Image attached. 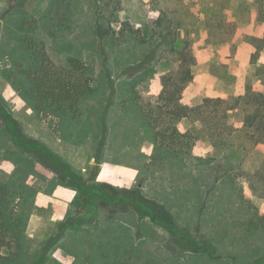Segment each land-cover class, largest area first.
I'll return each instance as SVG.
<instances>
[{
    "label": "rangeland",
    "instance_id": "obj_1",
    "mask_svg": "<svg viewBox=\"0 0 264 264\" xmlns=\"http://www.w3.org/2000/svg\"><path fill=\"white\" fill-rule=\"evenodd\" d=\"M51 1L0 0V75L21 53L16 45V36L21 33L14 29L15 22L25 18L36 25L35 30H28L27 34L45 43L54 62L66 66L71 57L83 59L92 69L97 90L82 106L83 119L90 121L88 125L98 126L92 131L97 137L92 134L94 142L89 145L93 154L101 134V124L97 122L105 111L107 117L115 119L116 112L122 107L121 96L130 93L132 79L144 76L139 75L140 72L147 71L144 82L138 86V90L147 95L157 81L173 71V55L168 44H189L186 52L199 61L207 45L213 44L207 35V16L214 13L237 21L232 12V3L237 0H74L71 29L58 37H51L41 20L35 22L47 15ZM241 8L245 13L248 11L242 16L243 20L264 18V0H253L251 4H242ZM161 17L165 19L162 26L158 22ZM129 31L135 32L132 34L136 39ZM241 32L238 28L233 35L234 41ZM191 62L190 58L186 62L187 67L193 68ZM254 85L264 92V75H260ZM0 95L16 116L18 131V137L10 139L0 133V179L7 180L13 170H17L20 178L36 190L34 210L39 194H47L50 182L69 187L57 180L60 169L49 172L39 163L27 167L28 162L17 169L4 161V154L16 157L20 153L19 141V144L45 145L55 161L70 162L72 152L76 154L79 148L73 147L76 144L70 145L69 139L61 134L59 117L43 119L32 113L26 103H11ZM128 101L127 106L134 103L131 98ZM113 102L115 106L110 107ZM244 116L242 110H233L228 122L234 127H242ZM1 126L4 127V123L0 119ZM256 138L247 139L239 134L231 138L232 142L247 146L248 153L241 146L234 145L215 151L207 161L188 158L187 169L192 173L177 176L175 170L161 168L153 174V182L148 183L139 177L134 188L141 182L146 183L147 189H156L158 197H153L154 201L161 203L167 200L168 204H164L175 211L172 222L157 211L158 218L168 226L153 221L150 216L142 218L132 214L134 235L138 242L143 243L141 248L145 257H151H144L133 264H250L254 259L264 262V228L253 224L257 219L255 214L264 212V145L258 143L261 137ZM7 148L13 153L5 151ZM84 152L78 154L84 157ZM193 169L201 171L193 173ZM43 204L47 206L49 202ZM80 205L78 214L72 217H88L93 210ZM108 209L103 208L98 213L103 228L115 226L110 220L116 216L111 217L114 213L110 211L112 208ZM190 212L195 220L186 223L188 219L183 216L187 217ZM67 219L69 215L63 221ZM41 220L40 215H36L33 223L27 226L26 236L30 244L28 257L22 264H28L42 242L50 237L40 242L35 237ZM94 221L88 217L85 227L91 228ZM58 224L52 235L57 233ZM69 235L65 236L69 238ZM74 260L75 257L65 248L57 246L47 264H73Z\"/></svg>",
    "mask_w": 264,
    "mask_h": 264
},
{
    "label": "trees",
    "instance_id": "obj_2",
    "mask_svg": "<svg viewBox=\"0 0 264 264\" xmlns=\"http://www.w3.org/2000/svg\"><path fill=\"white\" fill-rule=\"evenodd\" d=\"M74 4V0H52L47 15L34 21L41 20L48 35L58 37L71 29ZM158 22L162 26L164 17ZM31 23L32 20L27 18L15 22L14 30L18 29L21 33L16 36V45L21 53L12 59L13 64L4 70V76L34 113L43 119L53 116L60 118L61 134L65 139L78 142L82 136L88 134L97 137L96 133H92L91 125L82 126L77 122L82 115L83 103L97 91L91 67L79 57H71L66 66L54 62L45 43L27 34L28 30L34 31L36 28ZM207 26V35L211 38L209 42L230 43L235 47L233 37L238 30L235 21L228 16L213 13L207 16ZM129 33L136 39L132 34L135 32ZM227 34L231 36L227 37ZM249 38L257 47V52L252 57L257 58L264 46V35ZM168 45L173 55V71L157 81L147 95L138 90L147 71L140 72L139 75L144 76L132 79L130 93L121 96L123 98L120 101L122 105H126L129 103L128 98H131L152 130L157 145L155 159L159 157L163 160L173 155L189 156L196 141L203 136H208L217 152L227 146L229 149L239 145L248 153L247 146L231 141L235 134L247 139L261 137L258 143L264 145V92L258 90L254 84H249L246 93L241 96H204L203 103L198 106L184 105L181 102L183 91L193 81L192 68L187 67L186 62L191 58L190 65L193 66L197 61L186 52L189 44L172 42ZM257 72L258 76L264 75V64L259 66ZM0 101V119L4 123L0 133L4 137L7 135L16 138V117L1 95ZM237 109L245 113L243 125L239 128L228 122L230 112ZM185 118L193 124L191 128H184L182 125ZM196 122L201 123L200 128L196 126ZM17 143L20 153L16 157L8 155L17 164V169L27 162V167L39 163L49 172L60 169L58 181L77 190V207L82 204L84 207L93 208L88 217L90 221L95 220L92 227L88 228L85 227L87 216L83 215L81 218L69 215V219L58 224L57 233L42 242L28 264H47L57 246L65 248L75 257L73 264H133L141 261L145 254L141 248L143 243L138 242L134 235L129 216H150L153 221L168 226V223H163L158 218L157 211H160L172 222V212L167 206L146 197L141 188L125 189L97 181L95 168L85 172L68 161H55L45 145L19 144V141ZM101 145L98 144L100 149ZM5 151L13 153L9 148ZM35 191L20 178L17 170L9 179H0L1 264H22L28 257L30 243L26 230L33 213ZM16 199L19 200L16 202ZM106 207L112 208L108 209L114 213L111 217L116 216L110 220L115 226L103 228L100 226L98 213ZM255 215L257 219H253V224L264 228V213ZM67 233L70 234L69 238L65 236ZM146 257L151 259L147 255Z\"/></svg>",
    "mask_w": 264,
    "mask_h": 264
},
{
    "label": "crops",
    "instance_id": "obj_3",
    "mask_svg": "<svg viewBox=\"0 0 264 264\" xmlns=\"http://www.w3.org/2000/svg\"><path fill=\"white\" fill-rule=\"evenodd\" d=\"M252 1H233V17L237 19V21H234L243 33L241 32L242 34L240 33L234 41L235 47H232L230 43L207 45L199 61L193 65V81L183 91L181 102L184 105L190 107L198 106L203 103L204 96L209 98H217L221 95L241 96L246 93L247 85L258 82V67L260 64H264V46L258 57L254 58L252 54L257 52V47L250 40L245 39L244 36L264 35V20H260L259 18L252 20L241 19L248 12L245 13L244 9L241 8L242 4L248 5ZM7 56L10 55L7 54ZM0 93L11 103L27 104L11 82L4 76V73L0 75ZM115 104L113 102L110 107L115 106ZM28 108L34 113L32 108L29 106ZM107 115L108 113L105 111L104 116L97 122L99 125L101 124L99 129H101L103 136L100 135L97 141L95 153L91 152L89 146L91 142H94L92 141L94 137H91L92 134H88L82 136V139H79L80 141L78 142L69 140L70 145L76 144L73 147L79 148L76 154L72 152L69 161L75 167L85 172L95 168L97 181L108 183L114 187L133 189L139 177L145 178L148 183L153 182V174L161 168L175 170L174 174L177 176L185 175L190 170L187 169L188 158L190 159L191 157L192 160H199L200 162H202L200 159L207 161L208 157L212 156L216 151L208 136H203L196 141L192 154L189 156L173 155L168 158L165 157L163 160L159 157L155 159L157 145L153 132L137 110L135 103L128 106L122 105L121 109L116 112L115 119L113 120L111 119L112 116L107 117ZM88 121L84 120L81 115V118L77 122L83 126ZM195 124L197 127H201L200 122H196ZM182 125L184 128H191L193 126L186 118L183 119ZM95 127L98 128L97 125L92 126V128ZM5 138L10 139L12 137L6 135ZM98 144H102L101 149ZM80 152H84L85 156L81 157L78 154ZM4 157L5 162H8L9 165H13L15 168L17 167V164L10 156L4 154ZM242 157L243 154H241ZM80 160L81 164L78 165ZM175 166L176 169H174ZM14 170L12 173L15 172ZM200 171L201 169H193V173H200ZM138 187L142 189L144 195L149 199L153 200V197H158L156 189H147L146 183L141 182L138 184ZM47 189V194L42 192L39 194L29 222L30 225V223H33L34 217L40 215L42 220L35 230V237L39 242L51 236L55 231L56 225L68 215L78 214L75 202L77 190L62 186L59 183L56 184V182H50ZM166 201H162L161 203L166 204L168 202ZM44 202H49V205L44 206ZM167 208L169 209L170 207ZM172 211L173 214L175 210L173 209ZM187 215V217L183 216V218L188 219L186 223L195 220L191 212ZM129 218L132 220V214ZM70 261L72 262L73 260ZM250 264H264V262L261 263L254 259Z\"/></svg>",
    "mask_w": 264,
    "mask_h": 264
}]
</instances>
